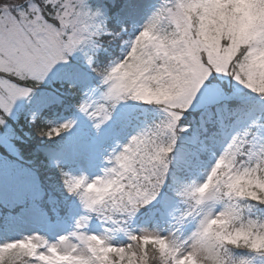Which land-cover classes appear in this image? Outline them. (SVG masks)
<instances>
[{
	"label": "snow or ice",
	"instance_id": "1",
	"mask_svg": "<svg viewBox=\"0 0 264 264\" xmlns=\"http://www.w3.org/2000/svg\"><path fill=\"white\" fill-rule=\"evenodd\" d=\"M18 142L0 264H264V0H0Z\"/></svg>",
	"mask_w": 264,
	"mask_h": 264
},
{
	"label": "trees",
	"instance_id": "2",
	"mask_svg": "<svg viewBox=\"0 0 264 264\" xmlns=\"http://www.w3.org/2000/svg\"><path fill=\"white\" fill-rule=\"evenodd\" d=\"M29 107V102H27L24 105L23 109L20 111L17 120H11L10 123L17 127L18 131L23 130V132L29 133V135H31L33 138V143H38L40 141V137L35 135L34 129H31L30 125L28 124V120L30 119V113L28 111ZM17 147H19L24 154L23 160H17L14 156L7 153L6 150L0 148V153L4 158L7 159L8 163L15 166L13 170H10L12 172L7 170L6 168H2L0 170V194H3L5 196L15 195L23 189V187L25 186L24 177L22 175L23 169L33 161L31 145L20 144L18 142ZM144 223L145 221L141 220L138 222L137 226H143ZM1 232L2 231H0V235Z\"/></svg>",
	"mask_w": 264,
	"mask_h": 264
},
{
	"label": "rangeland",
	"instance_id": "3",
	"mask_svg": "<svg viewBox=\"0 0 264 264\" xmlns=\"http://www.w3.org/2000/svg\"><path fill=\"white\" fill-rule=\"evenodd\" d=\"M27 100H20L17 102L16 105V111L19 114L20 111L23 109L24 105L27 103ZM19 116V115H18ZM13 121L17 120L16 117L12 119ZM3 148V147H0ZM4 149V148H3ZM5 150V149H4ZM2 168H6L7 170H13L15 168L14 165L9 164L7 159L3 157V155L0 153V170ZM12 172V171H10ZM1 176V172H0ZM18 194V193H17ZM74 221L70 222L67 226L68 229H71L73 226ZM43 224L39 221L37 217H31L28 218L22 222L17 223L15 226L11 228H6L1 232L0 235V241H2L5 238H20L21 235H29L32 234L33 232L37 230H42L43 229Z\"/></svg>",
	"mask_w": 264,
	"mask_h": 264
},
{
	"label": "clouds",
	"instance_id": "4",
	"mask_svg": "<svg viewBox=\"0 0 264 264\" xmlns=\"http://www.w3.org/2000/svg\"><path fill=\"white\" fill-rule=\"evenodd\" d=\"M201 256H202L201 264H208L207 259L203 258V253L201 254Z\"/></svg>",
	"mask_w": 264,
	"mask_h": 264
}]
</instances>
